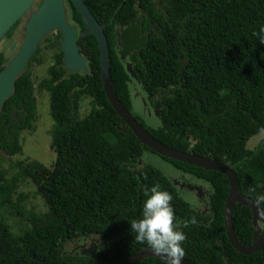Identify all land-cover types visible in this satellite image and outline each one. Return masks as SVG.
Instances as JSON below:
<instances>
[{
    "label": "trees",
    "instance_id": "trees-1",
    "mask_svg": "<svg viewBox=\"0 0 264 264\" xmlns=\"http://www.w3.org/2000/svg\"><path fill=\"white\" fill-rule=\"evenodd\" d=\"M83 1L104 26L113 88L138 123L166 146L230 166L239 192L259 200L264 209V140L255 150L247 146L252 137L264 132V44L253 35L264 25V0ZM64 2L68 21L78 31V47L88 72L65 68L60 32L45 39L46 47L57 51L54 64L38 84L50 94L51 149L56 157L52 167L12 160L24 154L22 134L36 130V83L30 67L44 63L42 48L4 103L0 112V264L121 263L136 251L150 248L136 241L129 224L140 218L145 192L155 184L172 196L176 223L186 236L183 258L196 264H264V248L245 256L228 240L227 177L158 155L115 112L103 89L97 40L88 34L72 1ZM20 26L21 21L6 39H13ZM9 59L0 52V71ZM128 65L138 80L128 72ZM134 82L149 97L146 105L159 111L155 114L159 127L147 126L134 114ZM83 98L91 99V109L81 118ZM145 152L204 182L211 192L210 213L202 214L181 196L177 178L152 165L140 167ZM6 161L10 167L3 166ZM27 182L35 186L47 212L28 210V195L20 191ZM5 209H13L27 222L21 233L12 231L2 214ZM252 217L247 207H236L233 213L235 233L245 247L254 243ZM93 235L103 242L96 256L64 255L67 243ZM139 264L166 262L148 258Z\"/></svg>",
    "mask_w": 264,
    "mask_h": 264
},
{
    "label": "water",
    "instance_id": "water-1",
    "mask_svg": "<svg viewBox=\"0 0 264 264\" xmlns=\"http://www.w3.org/2000/svg\"><path fill=\"white\" fill-rule=\"evenodd\" d=\"M37 1L0 0V42L6 38L17 23L29 14L22 43L0 71V112L6 100L12 97L17 80L25 73L30 60L51 32L59 31L62 35L61 49L65 68L69 72H88L87 60L81 55L78 47V31L68 21V12L64 0H42L40 7L33 11ZM71 1L83 18L88 34H93L97 40L101 53V81L106 97L115 112L132 130L137 139L158 155L225 175L229 182V193L224 208L225 230L228 240L241 255L252 256L261 251L264 248V228L260 229L259 227V224L264 221V209L261 205L252 202L248 196L239 192L237 175L230 166L218 163L210 157H202L190 151L183 152L166 146L156 140L138 123L120 101L113 88L110 74V49L104 26L98 22L83 0ZM127 68L131 76L138 80L132 66L128 65ZM155 114L159 115V111L155 110ZM175 184L190 191L196 189L200 192L199 197L202 196V188L190 184H180L179 182H175ZM236 207L250 208L253 216L252 223L254 227H258V230L254 232V243L249 247L243 246L235 233L233 213ZM148 258H157L164 262L167 260L164 255L155 254L150 248H143L119 264H139ZM181 264L196 263L182 257Z\"/></svg>",
    "mask_w": 264,
    "mask_h": 264
},
{
    "label": "rangeland",
    "instance_id": "rangeland-1",
    "mask_svg": "<svg viewBox=\"0 0 264 264\" xmlns=\"http://www.w3.org/2000/svg\"><path fill=\"white\" fill-rule=\"evenodd\" d=\"M40 1V0H38ZM37 1V2H38ZM28 18H23L21 21V26L19 30L16 31L13 39H3L0 42V52H5L8 57H12L19 45L23 41L24 28ZM57 32H51L47 37H54ZM47 42L44 40L40 48L43 49L41 57L44 59L42 65L32 64L30 71L33 74V78L36 83V97H37V115L38 120L36 122V130L34 132H24L21 136L22 145H23V156H16L13 158V161L28 160L39 161L46 166L52 167L55 163L56 157L55 153L51 149V132L54 129V121L50 115V94L46 90H40L38 87L39 82L47 76V70L51 67L54 62V54L57 52L54 48H47ZM14 49V50H12ZM135 81V80H134ZM136 82V81H135ZM131 85L132 89V99H133V112L135 115L141 117L147 126L151 128H157L160 126L158 119L155 116V111L150 110V113L146 112V102H149V97L144 95V92L137 86L136 83ZM91 109V99L83 98L80 102L79 115L84 117ZM264 140V132H261L259 135L252 137L247 146L250 150H255L260 143ZM141 161L143 164H148L155 166L162 171H164L168 176L178 178L188 182L189 184H198L205 185L204 182H201L197 179H194L188 175L181 173L172 167L169 163L161 159L159 156L151 153L145 152ZM140 164V167L143 166ZM3 166L10 167L11 163L6 161L3 163ZM20 191L28 195L27 199V208L30 211H34L37 214H42L48 211L46 204L40 196L36 194V188L31 182H27L26 185L20 187ZM181 196L188 201L195 209L202 208V204L198 201L197 196L189 191L180 190ZM16 201V199H15ZM3 217L11 226L12 231L16 234L22 232L24 228L28 226L27 222L22 219L18 214H16L13 209H5L2 211ZM261 225L259 224V227ZM261 229V227H260ZM69 249V247H68Z\"/></svg>",
    "mask_w": 264,
    "mask_h": 264
},
{
    "label": "clouds",
    "instance_id": "clouds-1",
    "mask_svg": "<svg viewBox=\"0 0 264 264\" xmlns=\"http://www.w3.org/2000/svg\"><path fill=\"white\" fill-rule=\"evenodd\" d=\"M253 35L264 44V25ZM145 196L140 218L133 219L129 224L131 231L135 233L136 241L148 245L155 254L167 257L166 264H181L184 256L182 245L186 236L176 223L171 204L172 196L169 192L161 190L159 184L147 189Z\"/></svg>",
    "mask_w": 264,
    "mask_h": 264
},
{
    "label": "flooded vegetation",
    "instance_id": "flooded-vegetation-1",
    "mask_svg": "<svg viewBox=\"0 0 264 264\" xmlns=\"http://www.w3.org/2000/svg\"><path fill=\"white\" fill-rule=\"evenodd\" d=\"M40 2L42 3V0H40ZM40 5L37 6L35 4L34 5V8H33V11H36L40 7ZM25 18H29V14H27L24 17V19ZM60 46H61V44H60ZM87 68H88V64H87ZM146 109L148 111L151 110L150 104H147L146 105ZM141 163H142V161L140 162V164ZM143 166H144V164H143ZM178 181L179 180H177V181L175 180V182H178ZM179 183L180 184H189L188 182L181 181V179H180ZM190 185H192L194 187L202 188V191H201L202 196L199 197L200 192H198L196 189H194L193 191H190V190H188L186 188H183L181 190H183V191H189L190 193H193L195 196H197L198 201L202 204V208L198 209V211L201 212L204 215H208L210 213L209 212V209H210L209 208V198L211 196L210 190L207 187L203 186V185H198V184H190ZM252 202H256V203H259L260 204L259 200L252 201ZM260 225H261L260 226L261 229H263L264 228V221H262L260 223ZM254 228H255V231L258 230V227L257 228L254 227ZM253 237H254V235H253ZM102 243H103L102 242V239L99 236H96V235L86 236V237H79V238L75 239L73 242L67 243V245H68L67 246V249H66L67 253H65L64 255L65 256H75V257H81L82 256V257H86V258H89V257L90 258H93L94 256H96V254L98 252H100V248L103 246ZM68 247H69V249H68Z\"/></svg>",
    "mask_w": 264,
    "mask_h": 264
}]
</instances>
